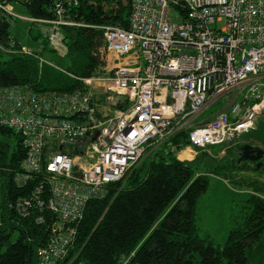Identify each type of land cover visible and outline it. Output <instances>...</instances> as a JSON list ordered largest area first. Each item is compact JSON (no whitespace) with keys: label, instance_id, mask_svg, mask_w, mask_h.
Wrapping results in <instances>:
<instances>
[{"label":"built area","instance_id":"obj_1","mask_svg":"<svg viewBox=\"0 0 264 264\" xmlns=\"http://www.w3.org/2000/svg\"><path fill=\"white\" fill-rule=\"evenodd\" d=\"M85 1L57 0L52 18L38 19L15 11L26 10L21 0H0V20L41 24L51 52L63 58L64 27L102 30L104 65L77 78L83 88L0 87V127L19 135L26 152L15 181L32 184L10 209L37 225H46V213L53 218L38 264H86L72 252L89 203L104 200L150 150L168 145L190 158L232 147L264 113V0H113L110 14L122 13L124 23L94 26L69 13ZM9 41L0 44L6 53L46 63ZM183 131L189 144L177 151L169 140ZM135 254L121 264H140L131 263Z\"/></svg>","mask_w":264,"mask_h":264},{"label":"trees","instance_id":"obj_2","mask_svg":"<svg viewBox=\"0 0 264 264\" xmlns=\"http://www.w3.org/2000/svg\"><path fill=\"white\" fill-rule=\"evenodd\" d=\"M56 1L21 0L27 14L38 19L52 18ZM114 3L85 1L69 13L76 21L91 26L124 23L122 13L114 10L110 14L108 6ZM9 28L8 22L0 20V44H8ZM63 29L69 47L66 57L70 60L66 71L75 77L62 73L47 77L45 64L41 65L34 56L19 53L7 61L0 60V87H31L38 92H73L83 88L77 78L92 76L104 65L99 51L103 45L102 30ZM36 39L48 45L42 33ZM0 136H14L16 140L13 152L10 144L0 140V210L4 217L0 227V264H38V250L47 243L48 225L53 218L46 213V225H37L34 219L17 218L10 209L13 202L29 194L32 184L21 188L15 181L26 157L21 137L4 127H0ZM169 142L178 151L189 144L188 133L180 132ZM241 147L237 144L226 148L222 163L216 161L214 167L209 161L215 157L206 151L192 161H181L171 146L150 150L128 178L109 186L104 200L89 203L72 254L86 264H121L123 258L134 252L131 263L252 264L253 253L262 254L264 248V168L249 161L240 162ZM200 160L207 167L202 174L197 168ZM224 173L253 175L242 181L255 195H248L245 201L247 212L241 224L229 231L224 244L216 245L199 235L197 204L208 191L209 175ZM238 180L232 181L241 185ZM15 232L20 236L12 242Z\"/></svg>","mask_w":264,"mask_h":264},{"label":"rangeland","instance_id":"obj_3","mask_svg":"<svg viewBox=\"0 0 264 264\" xmlns=\"http://www.w3.org/2000/svg\"><path fill=\"white\" fill-rule=\"evenodd\" d=\"M19 13L22 16H27V11L23 10ZM9 31L11 36L16 38L22 46L24 45L35 53L42 52L41 55L46 61L44 67L45 75L47 77H53L57 74L61 75V73L65 74L62 70L66 71L70 66L69 58H63L51 52V49L48 45L44 44L42 39H36L38 34L42 33L41 24L16 18L10 24ZM1 45L6 47L8 44L2 43ZM41 46L45 48L42 49ZM5 47L0 48V60L7 61L13 56V53H6ZM220 106L221 104L212 107L210 112L218 110ZM0 140L10 144V152H13L16 145L14 136H0ZM240 144L242 146L252 145L264 150V113L259 118L257 130L250 135L245 136ZM216 148L219 147H215L214 149ZM222 152H224V154ZM180 153L181 152H176V156ZM210 154L215 157V160L209 161L211 167H214L216 161L222 163L221 160L226 153L223 149H217V151H211ZM197 168H200V174L207 170V167L202 160L197 163ZM226 176V173L221 175L210 174L208 191L200 197L197 204V219L200 228L199 235L201 238L211 241L216 245L224 244L228 238L229 231L241 224V220L246 216L247 212L245 201L248 195L252 194V190L247 188L245 184L243 185L244 190H248V193L239 194L234 190V188L237 187V184L232 180L240 179V177L245 176L244 174L234 173L231 175L228 173V176L230 177L228 180H225ZM252 176L253 175L250 177ZM262 181H264V179H262ZM19 236L20 234L15 232L11 237V241L15 242ZM251 262L252 264H264V248L262 254L260 251L253 253L251 256Z\"/></svg>","mask_w":264,"mask_h":264},{"label":"crops","instance_id":"obj_4","mask_svg":"<svg viewBox=\"0 0 264 264\" xmlns=\"http://www.w3.org/2000/svg\"><path fill=\"white\" fill-rule=\"evenodd\" d=\"M26 11L25 10V8L24 7H21V6H18V5H16L15 6V11L18 13V14H20L19 12L20 11ZM11 37V36H10ZM14 38V37H13ZM16 39V38H15ZM17 40V39H16ZM18 41V40H17ZM18 43L20 44V42L18 41ZM21 45V44H20ZM24 46V45H23ZM41 64V63H40ZM42 65V64H41ZM207 114V113H206ZM163 148V147H162ZM215 148V147H214ZM217 149H219V150H222L223 149V151H225V153H226V151H227V149L226 148H223V147H219V148H216V149H211L210 151H206V152H208V154L209 155H211L210 154V152L211 151H217ZM200 152H203V151H196V152H194L192 155H191V157L190 158H180L179 157V155L177 156L180 160H182V161H192V160H194L195 159V157H197L199 154H200ZM223 154H224V152H222ZM226 155V154H225ZM231 175H233L234 173H230ZM241 174H244L245 176H242V177H240V180H238L239 182H241L242 184V186L241 185H237V187L236 188H234V190L235 191H237L239 194H244V193H248V190H244V184L245 185H247L246 183H243V181H242V179H249V177L251 176V174H245V173H241ZM227 176H228V173L226 174ZM248 175H250V176H248ZM228 178H230L229 176L225 179V180H228ZM246 187H248V186H246ZM250 189V188H249ZM0 203H1V187H0Z\"/></svg>","mask_w":264,"mask_h":264},{"label":"water","instance_id":"obj_5","mask_svg":"<svg viewBox=\"0 0 264 264\" xmlns=\"http://www.w3.org/2000/svg\"><path fill=\"white\" fill-rule=\"evenodd\" d=\"M261 160L257 166L261 167L264 164V150L261 148H254L251 145H244L240 150V162L249 161L256 163Z\"/></svg>","mask_w":264,"mask_h":264},{"label":"flooded vegetation","instance_id":"obj_6","mask_svg":"<svg viewBox=\"0 0 264 264\" xmlns=\"http://www.w3.org/2000/svg\"><path fill=\"white\" fill-rule=\"evenodd\" d=\"M252 146V145H251ZM252 147H254V148H259V147H256V146H252ZM259 163H261V160L260 161H258V162H256L255 164L256 165H258ZM261 167H263L264 168V164H263V166H261Z\"/></svg>","mask_w":264,"mask_h":264},{"label":"clouds","instance_id":"obj_7","mask_svg":"<svg viewBox=\"0 0 264 264\" xmlns=\"http://www.w3.org/2000/svg\"><path fill=\"white\" fill-rule=\"evenodd\" d=\"M179 159V158H178ZM182 159V158H181ZM180 160V159H179ZM182 161V160H181Z\"/></svg>","mask_w":264,"mask_h":264},{"label":"bare ground","instance_id":"obj_8","mask_svg":"<svg viewBox=\"0 0 264 264\" xmlns=\"http://www.w3.org/2000/svg\"><path fill=\"white\" fill-rule=\"evenodd\" d=\"M182 158H184V157H182Z\"/></svg>","mask_w":264,"mask_h":264}]
</instances>
